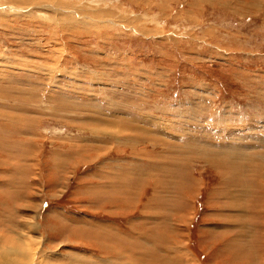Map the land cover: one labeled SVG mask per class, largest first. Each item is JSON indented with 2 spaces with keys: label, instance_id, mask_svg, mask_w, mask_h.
Listing matches in <instances>:
<instances>
[{
  "label": "rangeland",
  "instance_id": "rangeland-1",
  "mask_svg": "<svg viewBox=\"0 0 264 264\" xmlns=\"http://www.w3.org/2000/svg\"><path fill=\"white\" fill-rule=\"evenodd\" d=\"M0 252L264 264V0H0Z\"/></svg>",
  "mask_w": 264,
  "mask_h": 264
},
{
  "label": "bare ground",
  "instance_id": "bare-ground-1",
  "mask_svg": "<svg viewBox=\"0 0 264 264\" xmlns=\"http://www.w3.org/2000/svg\"><path fill=\"white\" fill-rule=\"evenodd\" d=\"M235 149V150H234ZM233 149V151H231L230 152V150H223L224 152H222V150H220V152H222V154L224 155H227V157H234L235 159H237L236 157H238V158H242L241 156L243 155V153H241L240 151H239V149L238 148H234ZM231 154V155H230ZM224 155V156H225ZM245 159V158H244ZM19 239V238H18ZM22 240H23V238H22ZM22 242V245H23V247H22V249L24 248L25 249V246H24V244H23V241H21ZM163 244V243H162ZM166 246H167V243H166ZM178 246V245H177ZM153 247H154V245H153ZM158 247V246H157ZM167 250L169 249L168 247H165ZM174 248H176V246L174 247ZM153 249V248H152ZM156 249V248H155ZM166 251V250H165ZM175 251V250H174ZM24 252V251H23ZM158 252V251H157ZM169 252V251H168ZM6 252H0V264H22L23 262H26V261H28L29 259H30V257H28L29 259L28 260H26V259H24V258H26V257H24V254H22V255H20V257L19 256H17V257H15V256H11V255H9L10 253H6ZM176 253V252H175ZM174 253V254H175ZM117 254V253H116ZM162 254V253H161ZM168 254V253H167ZM28 255V254H27ZM150 255V254H149ZM172 255V254H171ZM118 256V255H117ZM133 256V255H132ZM131 256V257H132ZM174 256V255H173ZM136 257V256H135ZM133 258V257H132ZM132 258H130V259H128V260H131ZM152 259H151V261H152V263L151 264H156V262H158L159 260L161 261V256H159V257H157V255H153V257H151ZM166 258V257H165ZM177 258V257H176ZM120 259V258H119ZM123 259V258H122ZM121 259V260H122ZM133 259H137V258H133ZM148 259V258H147ZM163 260V259H162ZM165 260H167L168 261V259H165ZM172 260H173V258H172ZM18 261V262H17ZM141 261V260H140ZM164 261V260H163ZM174 261V260H173ZM173 261H171V262H173ZM19 262H21V263H19ZM32 262V261H31ZM76 262V261H75ZM83 262V261H82ZM130 262V261H129ZM132 262H133V260H132ZM135 262V261H134ZM177 262H178V260H177ZM139 263V262H138ZM160 263V262H159ZM164 263H166V262H164ZM106 264H111V262L108 260L107 262H106ZM130 264V263H129ZM133 264V263H132ZM142 264V263H141ZM144 264V263H143ZM158 264V263H157ZM168 264H170V263H168ZM176 264V263H175Z\"/></svg>",
  "mask_w": 264,
  "mask_h": 264
}]
</instances>
